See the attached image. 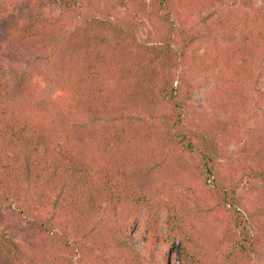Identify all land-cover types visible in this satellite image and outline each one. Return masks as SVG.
Wrapping results in <instances>:
<instances>
[{
	"label": "trees",
	"instance_id": "trees-1",
	"mask_svg": "<svg viewBox=\"0 0 264 264\" xmlns=\"http://www.w3.org/2000/svg\"><path fill=\"white\" fill-rule=\"evenodd\" d=\"M229 1L236 9L218 16L216 24L239 34L240 42L227 47L214 43L213 52L205 47L199 54L203 45L190 51L191 28L197 17ZM82 5L80 0H0L1 218L14 222L11 215L16 209L19 222L31 220L27 225L29 248L0 228V264H59L65 260L62 250L71 247L69 231L79 233L103 206L109 208L114 222L89 249L100 261L154 264L155 246L172 247L176 237L179 264H242L244 258L249 260L254 237L248 218L237 208L235 191L244 175L262 178L264 170L249 163L253 159L250 152L240 153L235 160L228 158L225 166L218 164L217 141L207 142L189 130L185 116L193 88L182 69L188 62L194 71L205 74L219 70L222 86L212 92L210 107L233 114L238 126L246 98L237 92L252 76L255 54L264 46V0L257 7L253 0H114L99 9L104 13L105 20H100L104 28L131 37V42L145 25L137 23L144 16L151 37L150 52L145 53L156 54L152 61L161 71L157 80L151 78L140 108L114 106L118 116L113 133L98 142L75 140L59 128L57 118L71 119L85 98L98 111L106 110L127 91L132 78L129 61L137 58L138 51L129 46L113 62L99 54L93 62L90 54L72 58L62 72L60 94L45 113L31 99L9 100L5 76L8 57L27 53L41 37L58 35L70 24L68 14L79 13ZM121 5L132 14L111 21L107 12ZM57 8L62 15H55ZM133 117L138 125L131 122ZM160 131L171 144V157L177 158L176 170L159 187L140 193L131 182L132 167L144 162L169 167L166 159L156 160L161 150L153 147V137ZM189 165L200 188L184 178L182 169ZM142 209L143 225L152 240L145 256L136 251L131 238ZM184 209L192 210L193 215H185ZM161 212L165 215L162 224ZM61 224L66 227L63 235L58 232ZM223 231L226 237H222ZM112 249L117 259L111 262L105 253ZM94 259L88 256L90 262Z\"/></svg>",
	"mask_w": 264,
	"mask_h": 264
},
{
	"label": "rangeland",
	"instance_id": "rangeland-1",
	"mask_svg": "<svg viewBox=\"0 0 264 264\" xmlns=\"http://www.w3.org/2000/svg\"><path fill=\"white\" fill-rule=\"evenodd\" d=\"M83 4L79 13L72 12L68 14L71 17L69 25H66L56 36H46L37 39L35 47L27 53L20 56L8 57L5 60V76L9 100L21 102L31 99L36 109L40 113L49 112L52 101L60 94L59 81L62 72L72 58L91 56L90 62L98 60L99 56L104 55L110 62L116 59L120 60L121 55L130 50L138 51L136 59L130 62L132 68V78L127 85V91L116 97L113 104L104 110L98 111L92 106L90 98H85L79 105L78 112L71 119L57 118L59 128L73 136L77 141H100L113 133L115 119L118 114L114 111V106L121 104L132 110L133 107L139 108L147 99V91L150 88L151 78L157 80L161 69L156 66V54H147L149 51L150 29L146 26L147 21L144 16L137 20V23L145 24L140 28L136 37L132 38L125 34H118L111 30H106L100 20H105L99 9L105 4L114 0H80ZM255 7L260 6L262 0H253ZM237 6V5H236ZM233 1L226 5L211 9L197 17V22L193 24L191 33L192 45L190 51L196 46L203 45L199 54L205 47L215 51V45L227 47L240 42L239 34L230 29L222 28L216 24L217 17L224 15L230 9H236ZM55 15H62L63 11L55 9ZM110 13L109 19L116 21L124 17H130L132 11L127 12L121 5ZM78 35L81 38L78 39ZM191 39V38H190ZM185 40V44L189 40ZM131 42V45H130ZM214 43H216L214 45ZM142 46H146L145 51L140 53ZM90 57V58H91ZM128 60L129 58L126 57ZM254 72L245 82L241 91L237 92L240 96L246 98V106L238 120L239 125L231 113L214 110L210 107V99L213 98L212 92L217 87L222 86L221 75L216 69L210 73L194 71L190 63L183 66V71L188 76L192 84L191 107L185 116L186 125L191 132L198 136L207 138V142L217 141L219 147V156L216 157L218 164H226L228 158L235 160L240 153L250 152L253 159L249 163L256 169L264 170V46L255 54L253 60ZM127 116V111L124 112ZM136 116V114H133ZM135 125L139 122L137 119L131 120ZM153 147L160 148L156 160H167L168 168L155 166L154 163H140L130 169L131 182L134 188L140 192H146L162 185L168 174L175 171L177 158L171 157V144L164 138L162 131L153 137ZM257 153V157L254 154ZM259 156V157H258ZM258 159V160H257ZM217 171V167H215ZM184 178L190 180L192 185H197V178L190 165L183 167ZM29 175V174H28ZM252 175V174H251ZM27 176V175H26ZM254 175H244L236 192L238 204L237 208L246 218L254 237V253L250 259L244 258L242 264H264V177H253ZM68 179L67 183L68 184ZM64 184V185H65ZM200 185V184H199ZM199 185H197L198 188ZM66 186V185H65ZM65 186L63 191H65ZM59 194L56 195L57 200ZM2 203H0V228L7 232V235L22 243L27 248L30 246L28 224L30 219L22 218L19 222L17 210H13L12 219L2 222L4 214ZM185 215H193V211L184 209ZM145 211L142 209L138 216V224L135 227L131 238L136 251L141 255H147L151 239L144 228ZM164 212L160 214L161 224L164 222ZM198 222V220H194ZM2 222V223H1ZM5 222V223H4ZM113 217L107 206L102 207L99 215L94 216L88 224L82 227L78 232L69 231L68 239L70 249L62 250L60 255L65 259L59 264H111L106 260L100 261L96 258V252L90 248L95 240H100L113 226ZM198 233H201L198 223ZM66 231L64 224L58 227V232L62 235ZM68 232V231H67ZM163 227L160 226V233ZM225 232H222V237ZM227 234L225 235V237ZM226 251V250H225ZM227 252V251H226ZM106 259H117L116 253L112 249L105 253ZM154 264H179V239L175 238L172 247L157 244L154 249ZM88 256L95 258L93 262L88 260ZM115 261V260H114ZM113 261V262H114Z\"/></svg>",
	"mask_w": 264,
	"mask_h": 264
}]
</instances>
